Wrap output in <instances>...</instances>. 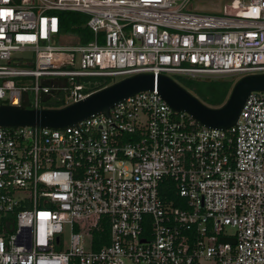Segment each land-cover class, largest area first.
<instances>
[{"label": "built area", "instance_id": "1", "mask_svg": "<svg viewBox=\"0 0 264 264\" xmlns=\"http://www.w3.org/2000/svg\"><path fill=\"white\" fill-rule=\"evenodd\" d=\"M222 1L0 0V106L59 92L64 108L137 74H263L264 0ZM57 12L86 15L90 43ZM207 262L264 264V92L225 130L156 90L63 130L0 127V264Z\"/></svg>", "mask_w": 264, "mask_h": 264}, {"label": "water", "instance_id": "2", "mask_svg": "<svg viewBox=\"0 0 264 264\" xmlns=\"http://www.w3.org/2000/svg\"><path fill=\"white\" fill-rule=\"evenodd\" d=\"M156 90L176 112L191 116L200 126L225 130L233 126L251 92H264V73L240 78L231 88L226 102L210 107L176 83L173 79L153 74L126 77L93 93L86 99L60 109L29 110L0 106V127H38L63 130L96 114H107L115 104L139 92ZM48 97L43 98V102Z\"/></svg>", "mask_w": 264, "mask_h": 264}, {"label": "trees", "instance_id": "3", "mask_svg": "<svg viewBox=\"0 0 264 264\" xmlns=\"http://www.w3.org/2000/svg\"><path fill=\"white\" fill-rule=\"evenodd\" d=\"M54 14L59 18L60 31L62 34L75 36L77 41L82 45L90 43L92 36L91 32L85 25L88 19L86 15L74 12H57ZM21 66L26 67L27 65ZM114 83L116 82L107 79L99 89L110 86ZM232 85L233 82L214 80L212 82L204 81L200 87L192 86L191 83H184L181 86L206 105L210 107H220L226 102ZM64 104L63 93L57 92L48 96L45 106L49 109H60ZM22 107L28 108V105L25 102H22ZM166 183L167 185L162 188L161 192L171 198L175 194V189H173V186L171 185L173 182L166 180Z\"/></svg>", "mask_w": 264, "mask_h": 264}, {"label": "rangeland", "instance_id": "4", "mask_svg": "<svg viewBox=\"0 0 264 264\" xmlns=\"http://www.w3.org/2000/svg\"><path fill=\"white\" fill-rule=\"evenodd\" d=\"M224 7V1L222 0H191L189 4V8L195 10L196 12H203V13H209V14H217L222 12ZM73 39H67L66 44H73ZM19 56V55H17ZM22 56L32 57L31 53H25ZM125 77L122 78H114L111 79L113 82H118L122 80ZM173 80L178 83L180 86L184 83H191L192 86H201V84L204 81H214V80H220L221 82L228 81L233 82V85L241 78L240 76H231V77H223L219 79H195V78H189V77H181V76H172ZM232 85V86H233ZM196 97V96H195ZM197 98V97H196ZM201 101V100H200ZM202 264H212L210 262L202 263Z\"/></svg>", "mask_w": 264, "mask_h": 264}]
</instances>
